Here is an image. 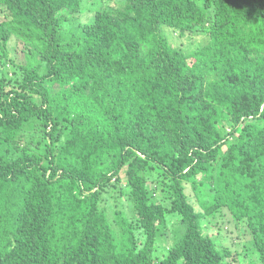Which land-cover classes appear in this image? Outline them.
Masks as SVG:
<instances>
[{
	"label": "trees",
	"instance_id": "16d2710c",
	"mask_svg": "<svg viewBox=\"0 0 264 264\" xmlns=\"http://www.w3.org/2000/svg\"><path fill=\"white\" fill-rule=\"evenodd\" d=\"M0 264H264V0H0Z\"/></svg>",
	"mask_w": 264,
	"mask_h": 264
},
{
	"label": "rangeland",
	"instance_id": "374dc122",
	"mask_svg": "<svg viewBox=\"0 0 264 264\" xmlns=\"http://www.w3.org/2000/svg\"><path fill=\"white\" fill-rule=\"evenodd\" d=\"M113 2L114 1H112L111 3H113ZM165 34L168 36L170 43L173 46H175V47H177V46H180L182 48H188L190 46L192 47V46H194L192 44V42L196 41L195 39H197V40L200 39L199 37H196V36L192 37L190 35H186V36H183L181 38V37L178 36L177 32H173L171 30H165ZM162 147H166V144H162ZM232 230H234L233 227L227 226L226 231H228V237H226V238H228V241H226V243L231 242V241L233 243H235V241H237V240H235L233 238H234L235 235L237 236V234L239 232L238 231H237V233H236V231L232 232Z\"/></svg>",
	"mask_w": 264,
	"mask_h": 264
}]
</instances>
